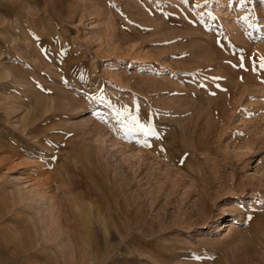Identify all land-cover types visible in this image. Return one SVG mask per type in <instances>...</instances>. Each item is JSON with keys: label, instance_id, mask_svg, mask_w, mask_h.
Wrapping results in <instances>:
<instances>
[{"label": "rangeland", "instance_id": "rangeland-1", "mask_svg": "<svg viewBox=\"0 0 264 264\" xmlns=\"http://www.w3.org/2000/svg\"><path fill=\"white\" fill-rule=\"evenodd\" d=\"M262 62L264 0H0V264H264Z\"/></svg>", "mask_w": 264, "mask_h": 264}, {"label": "snow or ice", "instance_id": "snow-or-ice-1", "mask_svg": "<svg viewBox=\"0 0 264 264\" xmlns=\"http://www.w3.org/2000/svg\"><path fill=\"white\" fill-rule=\"evenodd\" d=\"M241 67H243V65L241 64ZM260 68L261 69H264V62H262L260 64ZM255 70V69H254ZM139 130L143 131L145 135H150L152 134L151 131L149 129H145L143 126H140ZM145 146H148V145H145Z\"/></svg>", "mask_w": 264, "mask_h": 264}]
</instances>
